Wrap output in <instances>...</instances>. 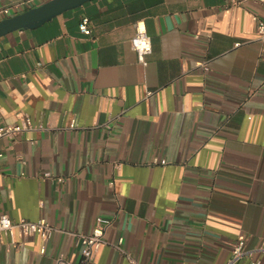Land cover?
<instances>
[{"label":"crops","instance_id":"obj_1","mask_svg":"<svg viewBox=\"0 0 264 264\" xmlns=\"http://www.w3.org/2000/svg\"><path fill=\"white\" fill-rule=\"evenodd\" d=\"M254 15L264 16L254 0H95L1 37L0 124L29 117L41 128L0 139V215L59 230L48 240L0 232V264L79 263L69 233H91L100 216L114 222L89 264H227L240 239L260 245ZM139 21L153 44L147 66L131 46Z\"/></svg>","mask_w":264,"mask_h":264},{"label":"built area","instance_id":"obj_2","mask_svg":"<svg viewBox=\"0 0 264 264\" xmlns=\"http://www.w3.org/2000/svg\"><path fill=\"white\" fill-rule=\"evenodd\" d=\"M37 0H24L22 2L5 6L0 8V21L12 17L18 13H22L26 6H31ZM262 6L264 9V0H254ZM33 8V7H31ZM29 8V9H31ZM253 21L256 25V31L258 39L264 43V16L254 15ZM81 30L85 34L91 33V28L89 27V19L85 18L80 26ZM239 45V44H237ZM131 46L136 52L138 61L143 66L148 65V56L152 53L153 44L150 35L148 34L146 25L143 21L136 23V33L131 39ZM205 71L210 70L206 63L202 64ZM152 92H149L151 95ZM41 127H36L29 117L23 118L20 123L17 124H0V139L7 137L10 139L18 138L23 132L29 130H35ZM1 157V154H0ZM45 178H53L51 172H46L44 174ZM59 180H63L59 178ZM114 184V182H111ZM114 222L113 218L100 216L96 219L95 226L91 233H73L69 234L75 235L80 243L82 260L79 263H75L66 260L62 255L57 257L56 264H89L90 261L95 257L100 248L107 244L104 236L108 227H110ZM59 229L49 224L45 220L30 221L25 218L20 220H14L8 214L0 215V232L9 236L12 241L18 236H30V235H41L43 239L48 240L51 235L58 231ZM258 254H264V240L260 245L254 248H249L246 245L244 239H240L233 244L232 256L227 264H239L245 259H251V264H261L260 260H256L255 257ZM129 260L135 263L134 259L129 255Z\"/></svg>","mask_w":264,"mask_h":264},{"label":"water","instance_id":"obj_3","mask_svg":"<svg viewBox=\"0 0 264 264\" xmlns=\"http://www.w3.org/2000/svg\"><path fill=\"white\" fill-rule=\"evenodd\" d=\"M95 0H49L43 4L0 21V38L9 33L35 29L67 11L82 7Z\"/></svg>","mask_w":264,"mask_h":264}]
</instances>
